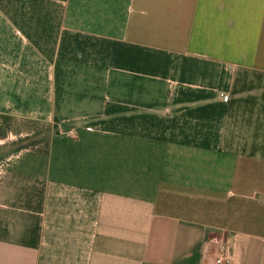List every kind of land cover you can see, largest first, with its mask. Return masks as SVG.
Wrapping results in <instances>:
<instances>
[{
    "label": "crops",
    "instance_id": "obj_1",
    "mask_svg": "<svg viewBox=\"0 0 264 264\" xmlns=\"http://www.w3.org/2000/svg\"><path fill=\"white\" fill-rule=\"evenodd\" d=\"M0 264H264V0H0Z\"/></svg>",
    "mask_w": 264,
    "mask_h": 264
},
{
    "label": "built area",
    "instance_id": "obj_2",
    "mask_svg": "<svg viewBox=\"0 0 264 264\" xmlns=\"http://www.w3.org/2000/svg\"><path fill=\"white\" fill-rule=\"evenodd\" d=\"M223 98L225 100L228 99V94H224L223 95ZM230 259V253H229V250H228V246L223 244L220 248V253H219V256L217 257V262H223L225 260H229Z\"/></svg>",
    "mask_w": 264,
    "mask_h": 264
}]
</instances>
